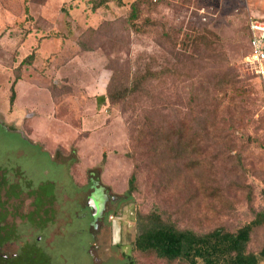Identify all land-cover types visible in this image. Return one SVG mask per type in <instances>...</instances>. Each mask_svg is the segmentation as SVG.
<instances>
[{"label": "rangeland", "instance_id": "374dc122", "mask_svg": "<svg viewBox=\"0 0 264 264\" xmlns=\"http://www.w3.org/2000/svg\"><path fill=\"white\" fill-rule=\"evenodd\" d=\"M136 1L0 0V187L18 238L3 254L34 242L53 264H97L91 187L107 227L128 206L126 243L104 264H185L134 251L137 214L157 209L205 234L264 211V83L245 64L247 24L264 19V0H141L132 24ZM178 129L197 147L189 166L162 142ZM133 174V197L109 203ZM48 187L53 218L29 226L33 191ZM263 248L261 227L249 250Z\"/></svg>", "mask_w": 264, "mask_h": 264}, {"label": "trees", "instance_id": "16d2710c", "mask_svg": "<svg viewBox=\"0 0 264 264\" xmlns=\"http://www.w3.org/2000/svg\"><path fill=\"white\" fill-rule=\"evenodd\" d=\"M142 2L138 0L130 6L129 19L132 24L133 21L139 18ZM102 4L103 2L97 8L101 7ZM134 28L136 29V27ZM247 34L249 36L248 25ZM33 59L34 55L32 54L24 62ZM20 80V76H16L11 87V109L16 101V85ZM233 83L234 79H230L229 86L224 87V84H220V88H233ZM101 100L103 103L105 101L104 97ZM184 131L178 129L172 134H165L162 142H164L163 145L168 147L174 160L184 163L189 162L187 163L189 166L191 161L187 160L184 155L195 153L197 147L192 141V137L186 135ZM136 181V175L133 174L126 195L117 197L119 201L133 197L137 191ZM0 185L4 184L0 183ZM18 189L19 187H12V191L8 192V196L19 197V193L21 194L22 191L17 192ZM53 190L54 187H48V190H45V188L40 189V193L38 191L33 192L38 195V201H41L44 198L49 199L51 192L54 193ZM6 218L7 213L2 199V187H0V233L4 230L1 226ZM137 221L138 234L134 242V251L143 255L154 254L157 258L170 263L179 261L185 264H261V261L264 260V248L258 254L249 250L255 230L264 227V211L257 213L254 220L246 223L235 232H230L225 227H218L205 234H199L190 229H180L176 223L164 219L157 209L145 216L137 214ZM7 240L9 238L5 241ZM3 241V237L0 236V245ZM131 264H135V262L132 261Z\"/></svg>", "mask_w": 264, "mask_h": 264}, {"label": "flooded vegetation", "instance_id": "af4514ba", "mask_svg": "<svg viewBox=\"0 0 264 264\" xmlns=\"http://www.w3.org/2000/svg\"><path fill=\"white\" fill-rule=\"evenodd\" d=\"M91 191H92L91 192L92 195L94 192L93 187H91ZM53 195L54 193L51 192L49 199L53 197ZM49 199L44 198V200L41 201L37 200L35 206L32 207L33 210H29L25 214L26 217L21 216V218H25L29 226L36 224L39 226V229L45 228L48 225V222L50 221L49 218L51 216L50 215L51 212L48 211L47 208V205L51 203ZM125 201L126 200L119 201L116 197V199H111L109 203L116 204ZM127 207L125 206L122 208L120 212H114L112 215L109 216L108 218L109 227H107V225H104L103 222V220L106 219V214H105V212L107 211L106 205L102 214L97 219L92 217V212L88 208L90 215L92 217L91 227L97 235L96 237L93 238L91 245L94 247V249H97L98 253L100 252L96 258H93L94 263L104 264V262L114 257L115 252L112 251L113 249L120 250L125 245L127 239L126 237L127 231H126V227H125L126 223L124 219L126 218V212H128ZM8 216L9 214L7 213V218L2 223L1 226L4 230L1 231L0 236L3 237L4 241L0 245V264H53L51 255L48 254L47 251H45V249L41 248L38 245V243H34V242H19L20 248L18 252L12 253V255L10 256L3 254L4 248L8 244H14L15 241H17L16 239H18L17 232L14 229V227L12 228L7 223ZM51 218L53 217L51 216ZM7 238H9V240L5 241ZM41 240L42 239L39 237L38 242H40ZM55 240H54V247L56 248ZM56 252L59 253L58 251ZM64 257L65 256L63 255V258ZM78 260L80 259L77 257L76 261ZM66 261L68 260L66 259ZM129 264H131V262Z\"/></svg>", "mask_w": 264, "mask_h": 264}, {"label": "built area", "instance_id": "2783aa9c", "mask_svg": "<svg viewBox=\"0 0 264 264\" xmlns=\"http://www.w3.org/2000/svg\"><path fill=\"white\" fill-rule=\"evenodd\" d=\"M247 25L249 53L245 64L255 79L264 83V19L250 18Z\"/></svg>", "mask_w": 264, "mask_h": 264}, {"label": "water", "instance_id": "95a60500", "mask_svg": "<svg viewBox=\"0 0 264 264\" xmlns=\"http://www.w3.org/2000/svg\"><path fill=\"white\" fill-rule=\"evenodd\" d=\"M94 193L88 198L87 207L91 210L92 217L97 219L102 214L104 206L98 202L94 196Z\"/></svg>", "mask_w": 264, "mask_h": 264}]
</instances>
